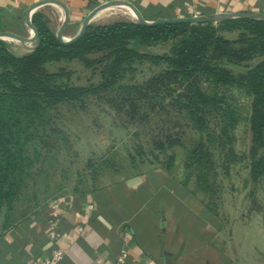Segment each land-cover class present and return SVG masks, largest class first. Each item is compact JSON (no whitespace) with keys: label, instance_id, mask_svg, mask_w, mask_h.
Masks as SVG:
<instances>
[{"label":"trees","instance_id":"16d2710c","mask_svg":"<svg viewBox=\"0 0 264 264\" xmlns=\"http://www.w3.org/2000/svg\"><path fill=\"white\" fill-rule=\"evenodd\" d=\"M31 23L38 33L36 48L16 54L0 39V213L4 208L15 209L25 188L26 173L35 163L28 153L32 138L39 133L40 122L49 117V110L59 104L81 102L101 94L116 112H124L132 121L137 116L145 121L149 117L147 111L165 112L171 106L179 116L187 117L199 135L206 133L208 142L213 144L215 131H209L201 112L208 105L218 104L221 94L202 90L198 76L205 77L215 88L237 89L250 99L249 114L243 119L250 131L248 176L252 183L264 177L263 19L234 17L216 23L151 26L116 19L88 24L78 40L66 45L57 40L42 13H33ZM0 31H4L1 22ZM166 44L170 45L168 52L141 51ZM72 60L97 73L99 81L73 85L72 71L47 70L51 63ZM144 62L160 70L143 82L125 84L123 80L132 66ZM176 86H183L181 90L185 91L177 92ZM134 91L136 95H132ZM141 106L145 109L142 114ZM219 117L223 132L234 128L242 118L232 105L222 108ZM206 144L200 139L189 149L184 167L192 172L182 181L184 186L188 187L194 173L197 188L208 190L207 178L213 164L208 154L210 145ZM152 145L146 153L142 144H136V156L129 154L131 166L136 167L139 157L141 163L158 164L171 173L175 161L172 149L183 146L181 138L166 135L152 140Z\"/></svg>","mask_w":264,"mask_h":264},{"label":"rangeland","instance_id":"374dc122","mask_svg":"<svg viewBox=\"0 0 264 264\" xmlns=\"http://www.w3.org/2000/svg\"><path fill=\"white\" fill-rule=\"evenodd\" d=\"M116 19L134 20V17L129 11L116 8L105 17L95 19L92 24ZM4 41L12 52H24L17 41ZM169 49L170 45L166 44L141 51L164 53ZM61 68L72 71L70 83L73 85L96 84L99 81L97 73L84 68L76 60L47 65L50 72ZM159 70V67L145 62L134 64L123 82L129 85L140 83ZM197 82L202 90L221 94L218 104L208 105L201 112L209 131H215L213 144L208 142L206 133L199 135L187 117L179 116L171 106H167L165 112L159 110V113L157 109L147 111L149 117L145 121H141L140 116L132 121L124 112H116L101 94L88 96L81 102L52 107L49 117L40 122L39 133L32 138L29 146L28 153L35 163L26 173L22 195L13 211L1 210L0 234L21 218L62 197L85 193L158 168V164L141 163L139 157H136V167H132L129 154L136 156L134 148L138 143L147 153L153 146L152 140L172 135L183 142V146L172 149L175 161L171 173L181 183L192 172L184 167L189 149L200 139L210 145L208 154L213 171L207 178L208 190L197 188L194 173L188 187L185 186L204 206L198 218L200 223L191 226L189 233L197 232L202 219L205 220L203 223L208 219L214 220L221 227L213 241L217 248L227 252L239 264H264V177L257 183L249 180L247 153L250 131L249 124L243 120L249 114L250 99L237 89L215 88L203 76H198ZM176 88L177 92L185 91L181 90L183 86ZM133 94L136 95L135 91ZM227 105L236 108L242 118L234 128L223 132L219 114ZM140 108L142 114L145 109L143 106ZM186 209H180L182 215H197L187 213Z\"/></svg>","mask_w":264,"mask_h":264},{"label":"crops","instance_id":"0c3cea01","mask_svg":"<svg viewBox=\"0 0 264 264\" xmlns=\"http://www.w3.org/2000/svg\"><path fill=\"white\" fill-rule=\"evenodd\" d=\"M40 1L0 0L1 28L28 36L24 16ZM58 1L68 10L63 35L74 36L90 11L111 0ZM127 1L147 18L264 14V0ZM116 8L102 9L91 24ZM36 12L46 16L51 31L59 30L62 11L57 5L43 4ZM179 207L197 215H182ZM203 210L202 202L172 173L153 168L92 191L62 197L21 218L0 234V264H30L35 258L48 256L52 248L48 232L55 220L58 242L65 250L57 264H114L122 248L128 253L125 264H239L213 244L221 231L214 220L203 223L201 217L197 232L189 233L200 223Z\"/></svg>","mask_w":264,"mask_h":264},{"label":"water","instance_id":"95a60500","mask_svg":"<svg viewBox=\"0 0 264 264\" xmlns=\"http://www.w3.org/2000/svg\"><path fill=\"white\" fill-rule=\"evenodd\" d=\"M43 4H54L57 5L61 11H62V22L60 25L59 30L55 33V36L57 40L62 44H70L76 40H78L82 34L84 33L86 27L88 24H91V20L93 17L102 9L110 8V7H119V8H125L128 11H130L134 17V20L137 21L140 24L143 25H156L161 23H190V24H198V23H206V22H219L223 19L228 18H234V17H247V18H255V19H263L264 20V14L257 13V12H237V13H218L213 14L209 16H189V17H175V18H165V19H158L154 21H148L143 18L139 10L129 1L127 0H111L109 2H106L105 4H102L96 8H94L92 11H90L85 18L83 19L81 23V27L79 31L72 36L69 40L63 39V32L67 26L68 23V10L67 7L58 0H41L37 4L33 5L25 14L24 19L26 26L29 30L28 36H23L16 34L11 31H0V39L1 40H15L17 41L23 49L31 50L37 47L39 38L38 33L35 27L31 23V16L35 9Z\"/></svg>","mask_w":264,"mask_h":264},{"label":"built area","instance_id":"2783aa9c","mask_svg":"<svg viewBox=\"0 0 264 264\" xmlns=\"http://www.w3.org/2000/svg\"><path fill=\"white\" fill-rule=\"evenodd\" d=\"M119 9H123V8H119ZM124 10L128 11L127 9ZM60 20H62V16ZM70 38H72V36L63 35L64 40H69ZM89 207L91 208L92 205H89ZM57 224H58L57 220L53 221L51 223V230L48 232L49 239L52 242V248L48 256L35 258L34 260H32L30 264H57L64 257L65 250L60 245L57 238L58 237L56 232ZM127 257H128L127 250L125 248H122L114 264H125Z\"/></svg>","mask_w":264,"mask_h":264},{"label":"bare ground","instance_id":"6f19581e","mask_svg":"<svg viewBox=\"0 0 264 264\" xmlns=\"http://www.w3.org/2000/svg\"><path fill=\"white\" fill-rule=\"evenodd\" d=\"M124 9V8H123ZM105 10V9H104ZM109 11V10H108ZM103 12V11H102ZM105 12V11H104ZM110 12V11H109ZM130 12V11H129ZM123 13V12H122ZM108 14V12L106 13V15ZM130 14L132 15V13L130 12ZM96 16V15H95ZM61 18V17H60ZM98 19V18H97ZM15 41V40H13Z\"/></svg>","mask_w":264,"mask_h":264}]
</instances>
